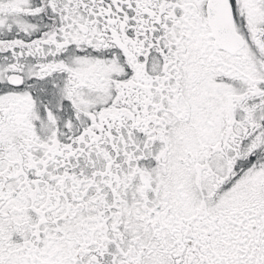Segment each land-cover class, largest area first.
I'll use <instances>...</instances> for the list:
<instances>
[{"label": "snow or ice", "instance_id": "1", "mask_svg": "<svg viewBox=\"0 0 264 264\" xmlns=\"http://www.w3.org/2000/svg\"><path fill=\"white\" fill-rule=\"evenodd\" d=\"M0 264H264V0H0Z\"/></svg>", "mask_w": 264, "mask_h": 264}]
</instances>
